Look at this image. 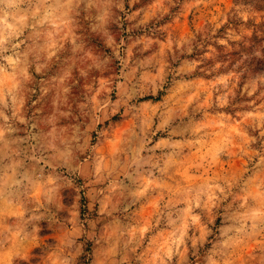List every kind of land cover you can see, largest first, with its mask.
Returning a JSON list of instances; mask_svg holds the SVG:
<instances>
[{
    "label": "clouds",
    "instance_id": "clouds-1",
    "mask_svg": "<svg viewBox=\"0 0 264 264\" xmlns=\"http://www.w3.org/2000/svg\"><path fill=\"white\" fill-rule=\"evenodd\" d=\"M209 8L0 0V264H264V0Z\"/></svg>",
    "mask_w": 264,
    "mask_h": 264
},
{
    "label": "rangeland",
    "instance_id": "rangeland-1",
    "mask_svg": "<svg viewBox=\"0 0 264 264\" xmlns=\"http://www.w3.org/2000/svg\"><path fill=\"white\" fill-rule=\"evenodd\" d=\"M230 2L231 0H216V9H222L225 5H227ZM216 9L209 8L207 10L208 14L211 15V13ZM201 23H202L201 13H195V15H193L192 13H188L184 18L183 22L176 27L180 32L195 31L196 28L199 27ZM220 50L221 49L218 48V51Z\"/></svg>",
    "mask_w": 264,
    "mask_h": 264
}]
</instances>
